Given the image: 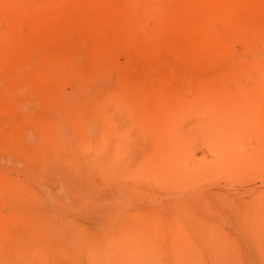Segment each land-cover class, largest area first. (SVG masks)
<instances>
[{"label": "rangeland", "instance_id": "obj_1", "mask_svg": "<svg viewBox=\"0 0 264 264\" xmlns=\"http://www.w3.org/2000/svg\"><path fill=\"white\" fill-rule=\"evenodd\" d=\"M0 264H264V0H0Z\"/></svg>", "mask_w": 264, "mask_h": 264}]
</instances>
